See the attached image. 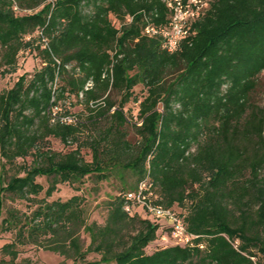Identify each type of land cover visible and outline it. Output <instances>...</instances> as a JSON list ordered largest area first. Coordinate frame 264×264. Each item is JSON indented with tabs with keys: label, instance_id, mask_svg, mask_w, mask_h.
Here are the masks:
<instances>
[{
	"label": "trees",
	"instance_id": "1",
	"mask_svg": "<svg viewBox=\"0 0 264 264\" xmlns=\"http://www.w3.org/2000/svg\"><path fill=\"white\" fill-rule=\"evenodd\" d=\"M168 15L164 0H0L2 72L15 71L34 32L42 61L0 92L2 165L34 152L30 164L0 173V231L13 234L0 264H36L15 262L25 245L71 264L90 251L95 264H264V106L250 98L264 70V0H210L173 52L144 33ZM137 84L146 93L131 119L125 104ZM72 98L83 118L67 109ZM50 137L74 146L55 151ZM126 170L136 176L128 190L148 176L164 206L188 202L180 210L195 236L146 251L168 227L127 213L124 191L106 202L104 224L88 222L78 194L48 199L58 183ZM16 200L26 208L6 205Z\"/></svg>",
	"mask_w": 264,
	"mask_h": 264
},
{
	"label": "rangeland",
	"instance_id": "2",
	"mask_svg": "<svg viewBox=\"0 0 264 264\" xmlns=\"http://www.w3.org/2000/svg\"><path fill=\"white\" fill-rule=\"evenodd\" d=\"M39 7L35 8L38 9ZM34 43L31 48L22 49L17 54V62H16V69L13 72H2V68H0V92L10 88L13 83L16 81L17 77L22 73H27V78H30L33 71L41 66L42 61L40 56L37 54V50L34 49V45L38 42L36 33L34 32ZM133 95L136 99H130L125 104V109L127 116L131 119H134V116L137 114L138 109V101L145 95L146 89L142 84H137L133 88ZM133 96V97H134ZM115 99H118V96H114ZM251 100L259 106H264V70L258 76V83L255 90L250 95ZM71 102H67L66 105H69L67 109H70L72 112L81 113V117H84L83 107L81 104L75 102L72 98ZM134 115V116H133ZM49 144L51 149L55 151H66L71 146L64 145L58 139L50 137ZM82 155L85 159H91V153L88 148L81 149ZM34 157V152L25 156V157H18L15 160L14 165L6 164L5 166L2 165L3 159L0 158V173H2L4 178H7L9 175L13 174L17 167L20 165H28L31 163ZM261 176L264 177V168L261 171ZM36 181L40 182L44 187L47 186L49 182V178L46 176H37ZM136 182V176L131 173L129 170L120 173L118 171H113L107 176L105 179H97L95 174L86 175L83 177L80 183L70 184L68 182H61L57 184L56 190L52 193L49 200L53 199H61L65 200L71 197L74 194H78L83 198V205L86 210L87 220L88 222L95 221L98 224H104L106 216H107V205L106 202L110 199L117 196L120 192L126 191L129 188H132ZM78 186V190L74 187ZM43 191L38 195V197L43 196ZM188 202H185V206H177L173 205L176 210H180L182 208H186ZM6 205H12L19 207L21 209H25L26 201H11L8 202ZM181 207V208H180ZM184 210V209H182ZM4 215V211L2 216ZM80 237L82 242L84 243V247H86L89 242L90 238L89 235L83 231L80 232ZM13 238V234L11 232H2L0 231V247L3 243L10 241ZM176 243V239L171 237L169 232L166 230L157 233L156 239L146 247V251L154 250L156 247L172 245ZM183 243V242H178ZM21 251L18 254L17 259L15 262H21L23 259H28V261L36 264H71L73 263V259L70 257H66L59 253H56L51 250L42 249L35 247L34 245H25L20 247ZM0 259L8 260V256L3 255L0 252ZM99 259V254L90 251L85 255L83 260H76V264H80L81 262H90V264L94 261ZM254 259H256L254 257ZM98 264H114V262H107V263H98Z\"/></svg>",
	"mask_w": 264,
	"mask_h": 264
},
{
	"label": "built area",
	"instance_id": "3",
	"mask_svg": "<svg viewBox=\"0 0 264 264\" xmlns=\"http://www.w3.org/2000/svg\"><path fill=\"white\" fill-rule=\"evenodd\" d=\"M168 10V20L165 25H146L144 33L158 35L162 39V46L169 52L176 50L180 39L188 32L190 23L204 15L209 7L210 0H164ZM129 18V17H128ZM92 86L88 80L84 89ZM80 96L82 93L79 94ZM113 110V108L111 109ZM62 121H74L70 115L61 116ZM140 123V121H138ZM122 207L129 213H138L150 218L153 222L161 223L168 227V232L178 242H188L195 235L186 231L183 220L184 211L174 207L164 206L159 202L160 197L154 189L148 176L141 179L131 190L121 193Z\"/></svg>",
	"mask_w": 264,
	"mask_h": 264
}]
</instances>
